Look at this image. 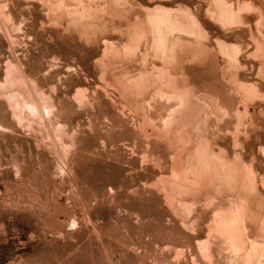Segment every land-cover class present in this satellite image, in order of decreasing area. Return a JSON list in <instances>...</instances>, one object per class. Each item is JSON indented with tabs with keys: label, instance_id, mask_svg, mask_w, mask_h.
<instances>
[{
	"label": "rangeland",
	"instance_id": "obj_1",
	"mask_svg": "<svg viewBox=\"0 0 264 264\" xmlns=\"http://www.w3.org/2000/svg\"><path fill=\"white\" fill-rule=\"evenodd\" d=\"M0 264H264V0H0Z\"/></svg>",
	"mask_w": 264,
	"mask_h": 264
},
{
	"label": "bare ground",
	"instance_id": "obj_2",
	"mask_svg": "<svg viewBox=\"0 0 264 264\" xmlns=\"http://www.w3.org/2000/svg\"><path fill=\"white\" fill-rule=\"evenodd\" d=\"M158 101H159V100H158ZM153 102H154V101H153ZM170 104H171V103H170ZM170 110H171V109H170ZM174 112H175V111H174ZM161 119H162V118H161ZM168 119H169V117H167V116L164 117V118L162 119V123H161V124H162V125H166V127H167V125H168V123H169V122H167ZM152 121H153V120H152ZM169 124H170V123H169Z\"/></svg>",
	"mask_w": 264,
	"mask_h": 264
}]
</instances>
